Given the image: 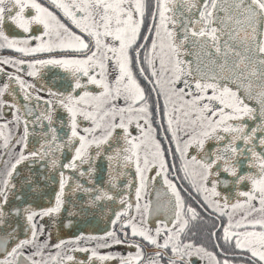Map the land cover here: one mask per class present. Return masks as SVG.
Returning a JSON list of instances; mask_svg holds the SVG:
<instances>
[{
	"label": "snow or ice",
	"instance_id": "6c2138e0",
	"mask_svg": "<svg viewBox=\"0 0 264 264\" xmlns=\"http://www.w3.org/2000/svg\"><path fill=\"white\" fill-rule=\"evenodd\" d=\"M0 264H264V0H0Z\"/></svg>",
	"mask_w": 264,
	"mask_h": 264
},
{
	"label": "flooded vegetation",
	"instance_id": "af4514ba",
	"mask_svg": "<svg viewBox=\"0 0 264 264\" xmlns=\"http://www.w3.org/2000/svg\"><path fill=\"white\" fill-rule=\"evenodd\" d=\"M41 95H46L45 93H41ZM21 102H23L22 100V97H21ZM206 226L203 225L202 223H197L193 226V230L196 231L197 233V239H200L201 238V232L203 231V229L205 228ZM210 246V245H209Z\"/></svg>",
	"mask_w": 264,
	"mask_h": 264
}]
</instances>
